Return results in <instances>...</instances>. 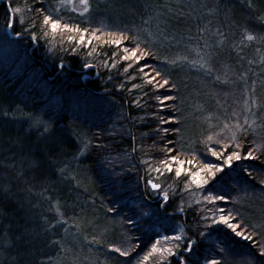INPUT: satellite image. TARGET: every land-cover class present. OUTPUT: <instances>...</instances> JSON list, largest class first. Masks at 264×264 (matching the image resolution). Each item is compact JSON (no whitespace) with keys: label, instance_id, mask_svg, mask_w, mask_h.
Masks as SVG:
<instances>
[{"label":"snow or ice","instance_id":"1","mask_svg":"<svg viewBox=\"0 0 264 264\" xmlns=\"http://www.w3.org/2000/svg\"><path fill=\"white\" fill-rule=\"evenodd\" d=\"M5 4V35H8V29L12 30L11 35L21 39L27 34L28 39L37 45L45 42L48 45L46 51L53 55L57 52L83 53L82 68L95 71L98 76L101 75L98 68L114 72V75L108 76V82L119 79L121 82L115 87L122 92L138 93L130 101L135 110L144 111L149 104L153 106L152 112L143 117L121 114V118H127L133 126L140 124L150 128V132L141 133L139 138H131L138 142L152 139L155 155L163 157L155 163L154 157L139 161L145 166L144 187L149 196L155 195L163 201L162 206L177 198L186 203L185 194L193 199V203L188 205V211L198 213L193 225L186 228L175 215L164 211L159 214V230H145L140 226L141 216L148 215L143 210L137 214L135 209L129 208L131 215H125L124 208L128 205L117 202L108 206L100 197L105 219L111 225L118 224L126 234L120 245H105V264H109L110 253L132 258V264H233L234 260H242V264H257L253 254L237 252L231 239L240 237L253 241L259 247L260 257H264V244H261V239H264V213L259 221L253 222L235 207L249 200L264 202V179L251 182L254 173L261 174L251 162L258 161L264 165L261 159L264 155V124L257 125L255 120L249 124L245 117L243 123L238 120L235 124L224 122L218 131L187 141L188 116L183 106L184 90L188 87L190 76L182 79L176 73L195 72L198 81L201 74L213 76V82L224 85L244 81L243 87L247 89V72L235 80H221L220 76L214 75V64L225 45L238 47L229 43V34L237 25V13L242 21L240 44L255 42L264 47V0H214L213 7L208 11L220 16L224 23L218 25L213 33L219 38L217 44L213 46L205 41L202 47L199 43L192 45L197 37H185L178 28L170 31L169 21L179 23L200 17V10L207 7L206 0H199L198 4L194 0H163L162 3L159 0H35L34 4H28L25 0L23 8L15 6V0H5ZM141 5L149 11L148 20L141 17L142 26L118 23L125 10L135 14ZM193 12L196 17L192 16ZM152 21L156 22L154 27ZM211 23L209 20L205 29L197 27V32L208 30ZM17 25L23 31H18ZM173 48L194 51L197 58L170 55ZM256 51L259 52L260 48ZM92 58L97 63L88 62ZM261 63H264V55L261 56ZM66 66L61 59L58 67L63 70ZM200 83L203 84V81ZM260 84L264 87V78ZM244 105L249 112L253 105L260 107L252 98L246 99ZM200 108L197 105V109ZM232 115L236 119L239 114L233 112ZM0 117L3 118L0 120V201L15 206L11 217L0 209V264H58L65 258L68 249L64 236L56 238V229L73 235L74 241L78 242V236L71 233L70 228L74 226L76 233H80L88 212L85 205L94 204V196L97 195L93 177L89 174L92 170L82 158L86 153L106 150L107 146L93 143L91 139H81L77 153L71 159L60 160L58 157L63 151V144L58 135V124L50 116L44 119L38 111H25L19 105L5 110L0 105ZM5 121H10L18 131L20 126L26 125L24 135L5 137L2 131ZM212 127L209 125V128ZM249 129L255 139L249 141L248 150L243 152L237 133L246 136ZM33 133L35 138H32ZM143 149V144L132 147L130 152L123 154V159L132 164L134 154ZM209 157H214L216 162H211ZM111 167L109 157L105 156L95 175L104 180L109 188H114L117 181L112 177L123 173L113 172ZM125 171H137L135 164ZM161 177H175L177 181L183 178L180 192H173L170 197L165 185L158 182ZM233 180L236 181L235 186ZM52 185L62 186L63 201L57 198L53 202L52 197L44 195ZM171 187L168 185L169 189ZM37 188L41 189L39 193L35 192ZM233 193L236 195L233 196ZM33 194L50 202L47 211L54 213L51 219L37 211L39 204L33 203ZM225 204L233 207H226ZM76 209H79L78 215H66L68 210L75 213ZM185 211V207L176 206V213L183 215ZM5 217L12 222L4 225ZM100 244H103L101 239L91 237L90 246ZM68 264H78V258H68Z\"/></svg>","mask_w":264,"mask_h":264},{"label":"trees","instance_id":"2","mask_svg":"<svg viewBox=\"0 0 264 264\" xmlns=\"http://www.w3.org/2000/svg\"><path fill=\"white\" fill-rule=\"evenodd\" d=\"M211 1L210 5L213 4ZM35 0H27L28 4H34ZM25 0H15V6L24 7ZM7 7L5 0H0V105L5 110H11L12 107L19 105L25 111L39 112L44 119H51L58 124L60 136L63 144V151L59 154V159H71V157L77 153V149L81 147V139H91L93 143H102L106 145V150L101 149L100 151H92L86 153V156L82 159L92 170L89 174L93 177L94 192L97 194L94 196L95 203L87 204L85 207L88 208L85 223L81 228L80 233H76V228L72 226L70 232L78 236V242L74 241L73 235H66L59 228L56 229L58 236L65 237V247L71 245L70 240L72 238L74 247L71 249L77 250L72 254L71 249L67 250L66 256L63 260L58 261V264H68V258L78 256V264H88L84 258L85 253H90L95 256V261L98 264H105L106 257L104 253L107 251L105 245L109 243H115L120 245L124 242L126 234L124 229L117 225H111L104 217V207L101 205L100 197H103L104 203L108 206H112L114 203L120 202L128 205L124 208L125 215H131L129 208L135 209L137 214L141 211L142 206H136L132 204L134 199L142 200L155 208V227H159L160 219L159 214L166 211L168 215H175L181 220L185 227L193 225L196 222L198 213L188 211L187 205L181 202L180 199H174L169 205L162 206L163 203L158 202H147L148 192L144 187V165L140 164L141 159H150L154 157L153 162L155 163L163 157L156 156L155 151L152 148L153 140L144 139L142 141L134 140L131 137H140L141 133L150 132V128L137 124L133 126L127 118H121V114L127 113L131 116L143 117L147 113H151L153 106L149 104L144 111L135 110L134 106L130 105V101L138 96L137 92L128 93L122 92L118 87L114 85L120 83L119 79H114L111 83L108 82V76L114 75V72H107L104 69L98 68L97 71L101 75H97L95 71L82 68L83 53L80 55L63 54L57 52L53 55L47 52L48 45L45 42H41L39 45L33 43L28 39L27 34L24 35L23 39L10 35H5V29L3 25L6 22ZM149 12L141 5L137 8L135 14L128 13L125 10L119 17L118 23L128 26H142L141 17L144 20H148ZM239 18V13H237ZM109 23L111 21H108ZM238 24L242 26V21L239 18ZM27 27V24L25 25ZM18 31H23L19 25H17ZM241 29H237L236 39L240 40ZM250 45L256 47V43L253 42ZM68 47L67 44L64 45ZM260 50L264 51V47L259 45ZM192 55L183 48H173L171 54H184ZM61 59L66 62L67 66L61 70L58 65ZM88 62L93 64L97 63L95 58L90 59ZM249 66H264V63L257 60L256 58H249ZM219 64L215 63V73H219ZM240 70V69H239ZM233 75L235 70H228ZM240 72V71H239ZM238 72V73H239ZM176 75L180 78L189 77L187 79L188 87L184 90V111L188 116L186 121V140L191 141L196 137L210 134L218 129L212 127L207 129L202 122V117L207 110H213V107L217 105V97L220 101L225 104L227 110L231 107L234 102L231 95L225 97L222 91L217 95L210 93L209 91H217L219 88L226 90V86H220V83L213 82L214 78L210 77L206 80L199 81L196 78V73L191 74L187 72H177ZM232 77V76H230ZM212 80V83L209 81ZM203 81V84L200 83ZM130 87V84L128 85ZM217 96V97H216ZM121 105L123 107H121ZM197 105L201 106L197 109ZM224 106V107H225ZM243 111L239 108L238 111ZM231 111V108H230ZM222 117L224 116L223 111H220ZM239 114V112H238ZM239 121L241 120V114L238 115ZM3 118L0 117V120ZM226 119V118H225ZM228 120V119H227ZM235 124L234 120H230ZM5 127L2 129L5 137L7 136H23L24 128L26 125H22L17 130L10 121H5ZM114 126V130H113ZM99 134V135H97ZM32 138H35V133L32 134ZM237 138L242 145L243 152L248 150L249 144V133L245 136L243 133H237ZM140 144L144 145V149L141 152L134 154L132 164L127 159H123V154L130 152L132 147H139ZM160 145H158L159 147ZM105 156L109 157V163L111 164V170L113 172H122L121 176H113L112 179L117 181L114 188H109L104 180L100 179L95 175V172L99 169L100 163L103 161ZM264 160V155L261 156ZM211 162H216L214 157H209ZM7 162V161H6ZM256 168V171L261 173L256 175L254 173V179L252 183H257L259 180L264 179V165H261L258 161L251 162ZM135 164L137 171H125V169H131L132 165ZM27 165L25 164V167ZM7 171V170H6ZM108 169L106 167L105 175H107ZM162 178V177H161ZM53 179L55 177L53 176ZM164 179V178H163ZM182 179L177 181L175 177H169L167 183H172L175 186V192L179 193L182 188ZM6 182V181H5ZM232 184L235 186L236 181L233 180ZM53 189H56L55 191ZM41 189L37 188L36 193H39ZM45 196L52 197L54 202L57 198L63 201V189L60 185H52L48 188V191L44 193ZM236 193H233V196ZM149 196V195H148ZM172 195H170L171 197ZM151 197V196H150ZM34 204H39L37 208L38 212H43L45 215L52 218L54 213L48 212L49 201L43 199L38 194H33L31 197ZM185 207L186 211L183 215L176 213L175 209L177 205ZM238 206V204H236ZM235 205V207H236ZM230 207L231 204H225ZM237 208V207H236ZM0 209L3 212L8 213L9 217L15 212V206L8 202L0 201ZM95 209V211H93ZM250 209V208H249ZM250 210L256 211L253 208ZM249 210L248 220L254 221L259 219L261 215L252 214ZM74 214H79V209H76L75 213L72 210H68L66 215L68 217ZM135 218V217H134ZM91 220L92 223L88 224L87 221ZM10 219L5 217L3 224H9ZM69 220V225H71ZM147 218L141 216L140 226L147 228ZM75 230H74V229ZM107 229V231H105ZM223 230V227H221ZM135 235L139 236L140 233L134 232ZM193 235V233H189ZM255 235V234H254ZM96 236L103 241L100 245H91V237ZM232 247L239 253H251L253 254L254 260L257 264H264V257L259 255V247L253 241H245L238 237H232ZM261 244H264V239H261ZM55 255V253H53ZM64 256V253H61ZM82 257V258H81ZM109 264H132V258L120 257L118 254H109ZM90 264V263H89Z\"/></svg>","mask_w":264,"mask_h":264},{"label":"rangeland","instance_id":"3","mask_svg":"<svg viewBox=\"0 0 264 264\" xmlns=\"http://www.w3.org/2000/svg\"><path fill=\"white\" fill-rule=\"evenodd\" d=\"M212 0H206L207 2V7L204 9H201V15L200 17H196V13H192L193 17L196 18H190L187 21H181V22H177L175 20H170L169 21V30H174V29H179V31L181 33H183V35L185 37L187 36H192V37H197L196 40H193L191 43L193 46H196L197 43H199V45L202 47L203 44L205 43V41L210 44L215 46L217 44L218 41V37H216L215 35H213L216 27L218 25H221L224 23L223 19L220 16H216L212 13H210L208 11V9L213 7V4L210 5ZM160 3L163 2V0H159ZM194 2H196L197 4L199 3V0H194ZM185 11L187 12L188 9L186 8ZM149 12V11H148ZM149 15V14H148ZM211 20V25L208 26V30L203 31L198 33L197 32V27H199L200 29H205L207 22ZM237 20V25L232 29L231 33L229 34V43L230 44H234V45H238V47H228L227 45L224 46L223 50L221 51V54L216 62V64H219V73H215L216 71H214V75H218L221 77V80H224L226 78L230 79V80H235L237 76L239 75H243L245 72L248 73L247 77H246V82L248 84V88L245 89L243 87L244 81H237V83L235 85L233 84H228V85H224L220 82H218V84L220 83V86H226V90H222V88H219V90L217 91H209L210 93H213L214 95H217L218 93H220L222 91V93L224 94V96L227 98L229 97L228 95H231L233 98V102L234 104L229 107V110H227V107L225 106V104H223L220 99L217 97L216 99V107H213V110H207L205 112V114L202 117V122L204 123L205 127L207 126V129H211L209 128V125L214 126L215 128H217L219 130L220 127L223 126L224 122H227L229 124H232V122H229L230 120H234L236 123L237 120L239 121V116L234 119L233 118V112H236L239 114H241V120L239 121V123H243L244 118L247 117L249 124L252 123L253 120L256 121V124H264V87L261 86L260 81L262 78H264V66H260V65H256V66H249V58L253 59L256 58L257 60L261 61V56L264 55V51L260 50L259 52L256 51V49L259 47V44L256 43V47L247 44V45H241L240 44V40L236 39V33H237V29H241L240 25L238 24L239 18L236 17ZM152 26H155V21H152ZM161 27H163V25H161ZM9 32V34L11 35V29L7 30ZM202 36L203 39H199V37ZM243 49V50H241ZM214 50L220 51L219 48H215ZM188 53H192V55H188L187 53L184 55H188L189 59H196V52L194 51H188ZM224 65V66H222ZM214 69H215V64H214ZM235 70V75H231L228 70ZM240 69V70H239ZM240 71V72H239ZM239 72V73H238ZM201 76V80H206L207 78H214L213 76H208L205 77L204 75H200ZM232 76V77H230ZM212 83V80H209ZM255 81V85H253V82ZM220 91V92H219ZM227 93V95H225ZM255 99L256 104L260 105V107H256L255 105H253L251 107V112L246 111L245 110V105H244V101L246 99ZM251 103V101H250ZM225 106V107H224ZM231 108V111H230ZM241 108L243 109V111H238V109ZM223 111L225 118L222 117V115L220 114V111ZM207 117V119H205ZM228 119V120H227ZM247 127V125H246ZM217 130V131H218ZM249 133V140H253L255 139L251 129H249L248 131ZM153 176L155 177V174H153ZM146 177V174H145ZM158 182L162 183L165 185V190L169 191V195H172L173 192H175V186L172 183H167V179H163L160 178L158 180ZM144 184H145V179H144ZM168 185H171L172 187L169 189ZM193 191H195V189H193ZM148 192V191H146ZM149 195V194H148ZM145 197V201L147 200V202H158L160 200H158L157 197H155V195H152L151 197L148 196ZM235 196V195H234ZM185 200L186 203H184V205L188 207L189 204L193 203V199L190 195L185 194ZM163 203V201H160ZM132 204L136 205V206H142L144 205V207H141V210H143L144 213H147L148 215H145L143 217L147 218V223L149 222V224H147V228H151L153 230H159V227H155V222L157 221L155 218V208L150 206L149 204H146V202L141 203V200L138 199H134L132 201ZM228 207V206H227ZM233 207L230 206L229 208ZM237 209L239 211H241L243 213L244 216H247L249 218V210L251 208H253L256 211H251V213L253 214L255 212V214L257 215H261L262 213H264V202H262L259 199H255V200H249V201H245V202H241L238 204V206L236 205ZM250 208V209H249ZM178 220H180L181 222H183L184 220H181L179 217H176ZM261 219V217H259V219L254 220L255 221H259ZM223 227V226H221ZM74 229V228H73ZM75 230V229H74ZM240 238V237H238ZM243 240V239H242ZM249 242V241H248ZM71 245H67L66 248L67 249H71L74 246L72 244L73 240L71 238L70 240ZM70 252L73 254L75 252V254H77V250L75 249H71ZM79 253V252H78ZM85 258L84 260L89 264H98L95 261V256L93 254L90 253H85ZM76 258H78V256H74ZM82 258V257H81ZM80 259V258H79ZM78 259V260H79ZM233 264H242V260L241 261H233Z\"/></svg>","mask_w":264,"mask_h":264}]
</instances>
